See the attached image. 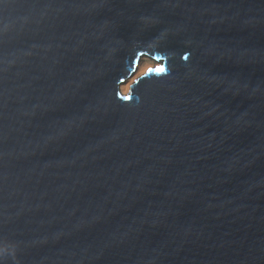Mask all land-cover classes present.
<instances>
[{
	"label": "water",
	"instance_id": "obj_1",
	"mask_svg": "<svg viewBox=\"0 0 264 264\" xmlns=\"http://www.w3.org/2000/svg\"><path fill=\"white\" fill-rule=\"evenodd\" d=\"M0 264H264V0H0Z\"/></svg>",
	"mask_w": 264,
	"mask_h": 264
},
{
	"label": "rangeland",
	"instance_id": "obj_2",
	"mask_svg": "<svg viewBox=\"0 0 264 264\" xmlns=\"http://www.w3.org/2000/svg\"><path fill=\"white\" fill-rule=\"evenodd\" d=\"M152 60L151 59H149V58H144L141 62H140V64L138 65V67H137V70H136V72H135V74L127 81V83L126 84H124V85H121L120 87H119V92L121 93V95H123V96H125V95H127L128 93H129V89H128V91L126 92V93H123L122 92V88H125L127 85H129V87L132 85V83L139 77V76H141V75H144L145 73H146V71L147 70H145L144 71V66H145V64H147V63H149V62H151ZM156 64V63H155ZM158 66V64H156V67ZM152 68H155V67H151V68H149V69H152ZM148 69V70H149Z\"/></svg>",
	"mask_w": 264,
	"mask_h": 264
},
{
	"label": "bare ground",
	"instance_id": "obj_3",
	"mask_svg": "<svg viewBox=\"0 0 264 264\" xmlns=\"http://www.w3.org/2000/svg\"><path fill=\"white\" fill-rule=\"evenodd\" d=\"M151 67H156V64H155L154 61H151V62L145 64L144 71L148 70ZM128 89H130L129 85H127L125 88H122L121 90H122L123 93H126L128 91Z\"/></svg>",
	"mask_w": 264,
	"mask_h": 264
}]
</instances>
